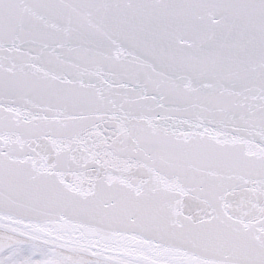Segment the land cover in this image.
Returning <instances> with one entry per match:
<instances>
[{
  "label": "snow or ice",
  "instance_id": "snow-or-ice-1",
  "mask_svg": "<svg viewBox=\"0 0 264 264\" xmlns=\"http://www.w3.org/2000/svg\"><path fill=\"white\" fill-rule=\"evenodd\" d=\"M0 264H264V0H0Z\"/></svg>",
  "mask_w": 264,
  "mask_h": 264
}]
</instances>
